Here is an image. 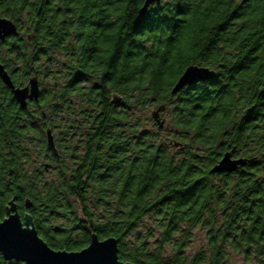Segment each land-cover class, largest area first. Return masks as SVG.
Listing matches in <instances>:
<instances>
[{
	"label": "trees",
	"instance_id": "trees-1",
	"mask_svg": "<svg viewBox=\"0 0 264 264\" xmlns=\"http://www.w3.org/2000/svg\"><path fill=\"white\" fill-rule=\"evenodd\" d=\"M143 2L0 0L19 31L0 58L43 97L52 75L68 156L47 197L70 225L47 245L76 252L95 233L132 264H264V0H160L139 17ZM189 65L215 76L171 94ZM226 152L246 164L212 173Z\"/></svg>",
	"mask_w": 264,
	"mask_h": 264
},
{
	"label": "flooded vegetation",
	"instance_id": "flooded-vegetation-1",
	"mask_svg": "<svg viewBox=\"0 0 264 264\" xmlns=\"http://www.w3.org/2000/svg\"><path fill=\"white\" fill-rule=\"evenodd\" d=\"M11 37H6L0 43V50L3 44L12 43ZM0 64L12 81V68L8 69L1 58ZM19 68L20 65H15L16 70ZM41 69L37 65L31 67L32 72ZM51 76L48 78L47 96L43 97L44 84L33 75L38 80L40 93L36 99H26L24 107L14 98L11 89L0 82V218L11 214L22 222L21 227L31 224L37 236L44 237L46 244L60 241L70 225L66 219L55 216L53 202L47 197L50 195L47 191L56 178L63 174V166L68 164L64 146L56 144L55 97L52 95ZM27 85L28 81L23 85L15 83L14 87L24 88ZM26 126L24 138L19 131ZM48 130L53 136L54 149L47 144ZM232 158L237 157L232 155Z\"/></svg>",
	"mask_w": 264,
	"mask_h": 264
},
{
	"label": "snow or ice",
	"instance_id": "snow-or-ice-1",
	"mask_svg": "<svg viewBox=\"0 0 264 264\" xmlns=\"http://www.w3.org/2000/svg\"><path fill=\"white\" fill-rule=\"evenodd\" d=\"M140 7L143 8L145 5L141 4ZM8 32L9 25L0 22V43H3ZM201 79L203 78L198 75L188 74L184 84H194ZM21 223L11 214L0 218V264L12 256L16 258L17 264L21 261L24 264H108L111 249L105 241L111 239L110 237L94 241L85 248L75 249L79 255H54L55 246L49 247L43 236L38 237L31 224L21 227ZM59 251L63 252V249Z\"/></svg>",
	"mask_w": 264,
	"mask_h": 264
},
{
	"label": "water",
	"instance_id": "water-1",
	"mask_svg": "<svg viewBox=\"0 0 264 264\" xmlns=\"http://www.w3.org/2000/svg\"><path fill=\"white\" fill-rule=\"evenodd\" d=\"M160 2V0H159ZM157 0H144L143 5L145 7H141L138 10V16L142 17L145 15L147 12L148 7L153 4V3H159ZM0 22L5 23L9 25V32L8 36H18L19 31L17 29V26L8 18L5 17H0ZM5 37V38H6ZM4 38V39H5ZM188 74H195L203 79L197 80V81H206L215 76V71L212 69H209L207 67H202V66H197V65H189L188 67L185 68L183 73L180 75L176 83L171 89V94H177L180 92L184 87L192 85V83L189 84H184V79ZM0 79L1 81L11 89L14 98L17 100V102L20 104L21 107H24L26 105V99H36L39 96V87H38V80L36 77H31L28 81V85L24 88H15L10 76L8 73L5 71L4 67L0 64ZM196 81V82H197ZM120 101V97H113L112 102L116 103ZM162 109H158L152 113L153 119L157 125V129L161 130L164 127V120L160 118V112ZM47 144L48 147L51 149H54V141H53V136L51 132L48 130L47 131ZM175 146H178L177 143H175ZM264 155V152H263ZM246 164V159L244 158H232L231 152H226L222 155V157L219 159V161L211 168L212 173H224V172H233L235 171L238 167L244 166ZM111 239L106 240L105 243H107L110 246L111 249V254L109 257L108 264H132L129 262H122L118 259V239L114 237H110ZM105 239V238H104ZM104 239H99L98 236L95 233H92L90 235V241L89 244H93V242H98L100 240ZM54 255H79L78 252H69L66 250H63V252H60L59 250H55L53 252ZM6 260H15L16 258L14 256L10 257L9 259ZM23 264L24 262L21 261Z\"/></svg>",
	"mask_w": 264,
	"mask_h": 264
},
{
	"label": "rangeland",
	"instance_id": "rangeland-1",
	"mask_svg": "<svg viewBox=\"0 0 264 264\" xmlns=\"http://www.w3.org/2000/svg\"><path fill=\"white\" fill-rule=\"evenodd\" d=\"M110 97H112V95ZM153 110L154 109H150L148 111V113L146 115L148 118H151V112ZM161 118L165 119V122L167 123L168 119L170 118V112H164V114L161 115ZM153 129H156V127H153ZM166 129L168 131H170L171 130V126L167 124ZM174 150L177 151L178 150L177 147H174ZM203 241L204 240H203L202 235L200 233L194 234V238H193V243L194 244H191L189 247H187L186 253L188 255H191L196 249L199 248L200 245H202L201 243H203ZM166 252H168V250ZM245 263L246 262L243 259L242 255H232L230 257V264H245Z\"/></svg>",
	"mask_w": 264,
	"mask_h": 264
}]
</instances>
